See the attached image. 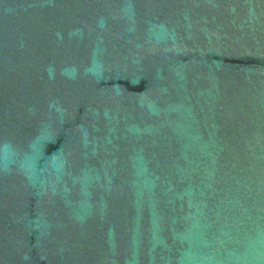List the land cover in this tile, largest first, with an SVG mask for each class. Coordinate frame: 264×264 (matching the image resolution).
<instances>
[{
	"label": "water",
	"instance_id": "95a60500",
	"mask_svg": "<svg viewBox=\"0 0 264 264\" xmlns=\"http://www.w3.org/2000/svg\"><path fill=\"white\" fill-rule=\"evenodd\" d=\"M0 264H264V0H0Z\"/></svg>",
	"mask_w": 264,
	"mask_h": 264
}]
</instances>
